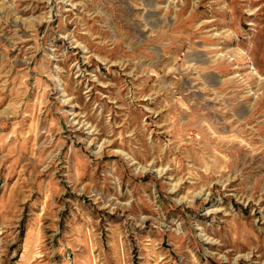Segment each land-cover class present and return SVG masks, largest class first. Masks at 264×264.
I'll use <instances>...</instances> for the list:
<instances>
[{
  "label": "rangeland",
  "instance_id": "374dc122",
  "mask_svg": "<svg viewBox=\"0 0 264 264\" xmlns=\"http://www.w3.org/2000/svg\"><path fill=\"white\" fill-rule=\"evenodd\" d=\"M0 264H264V0H0Z\"/></svg>",
  "mask_w": 264,
  "mask_h": 264
}]
</instances>
